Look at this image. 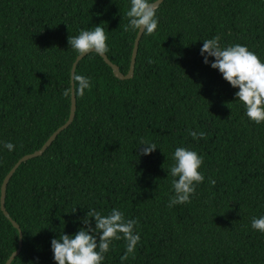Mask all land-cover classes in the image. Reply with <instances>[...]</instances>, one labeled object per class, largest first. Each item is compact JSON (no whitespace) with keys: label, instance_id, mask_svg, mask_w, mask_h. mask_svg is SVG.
Returning <instances> with one entry per match:
<instances>
[{"label":"trees","instance_id":"1","mask_svg":"<svg viewBox=\"0 0 264 264\" xmlns=\"http://www.w3.org/2000/svg\"><path fill=\"white\" fill-rule=\"evenodd\" d=\"M127 7L128 0H0V143L16 146L0 150V198L16 163L69 119L71 97L61 92L77 59L70 36L100 25L106 56L128 73L138 33L125 30ZM157 16L133 79H117L101 56L79 62L75 75L92 87L75 95L73 123L11 178L5 206L23 233L12 264H54L50 240L74 233L82 226L74 221L93 208L121 210L141 236L126 260L125 241H115L104 264H264V234L250 227L264 215V123L245 116L236 90L200 56L203 40L220 36L264 61V0H165ZM190 131L206 136L193 140ZM141 140L161 151L141 155ZM180 146L203 154L205 181L191 203L168 207L167 172ZM18 247L0 205V264Z\"/></svg>","mask_w":264,"mask_h":264},{"label":"clouds","instance_id":"2","mask_svg":"<svg viewBox=\"0 0 264 264\" xmlns=\"http://www.w3.org/2000/svg\"><path fill=\"white\" fill-rule=\"evenodd\" d=\"M159 2L160 0H128L125 30L153 34L159 24ZM107 41L108 37L100 25L80 30L78 35L68 38L70 49L77 54V58L88 54L104 56L109 52ZM200 56L206 66L218 71L222 79L236 90L235 101L243 106L245 116L257 125L264 123V61L246 45L222 44L220 36L203 40ZM91 87L89 77L74 75L61 95L63 98L73 95L83 97ZM189 135L193 140H203L206 133L190 131ZM15 147L11 142L0 143V150L13 152ZM141 147V155L144 156L159 149L154 142L145 140H141L139 148ZM172 161L167 172V177L172 178V195L169 196L167 206L187 205L191 203L196 188L205 181L202 171L204 156L189 147L180 146L173 151ZM208 183L215 185L216 181L209 177ZM75 210L76 208L73 212ZM74 223L82 226L72 234L62 231L50 240L54 264H104L105 256L114 247V242L120 240L125 241L122 259L126 260L130 254L134 255L140 243L138 221L127 219L117 208H113L107 215L94 208L87 209L86 216ZM250 227L264 234V215L253 217ZM30 264H38V260Z\"/></svg>","mask_w":264,"mask_h":264},{"label":"water","instance_id":"3","mask_svg":"<svg viewBox=\"0 0 264 264\" xmlns=\"http://www.w3.org/2000/svg\"><path fill=\"white\" fill-rule=\"evenodd\" d=\"M165 0H160L159 4L157 5V9L161 6V4L164 2ZM143 32L138 33L135 43H134V49H133V53H132V58H131V63H130V68L128 73L125 75L120 71V68L113 64L108 57L106 56V54L104 56H102L104 62L112 69L114 76L122 81L125 80H131L134 77V72H135V66H136V60H137V55H138V49H139V45H140V41L143 37ZM89 55V54H88ZM87 55L77 58L72 66V70H71V78L75 75L77 66L79 64L80 61H82ZM76 110H77V99L76 96L73 95L71 96V107H70V116L68 121L62 126L60 127L50 138L49 140L44 144V146L36 151L33 154L30 155H26L25 157H23L22 159H20L16 165L11 169V171L7 174V176L5 177L2 186H1V198H0V205H1V210L4 213V216L12 223L13 227L15 229L18 230L19 232V247L18 249L11 255V257L9 258V260L7 261L6 264H12L13 261L15 260L16 257L19 256V254L21 253L22 247H23V233L21 231L20 226L10 217L8 211L6 210V194H7V187L8 184L11 180V178L13 177L14 173L16 172V170L20 167V165L24 162H27L29 160H32L34 158H38L41 157L42 155H44V153L47 151V149L53 144V142L57 139V137L60 135L61 132H63L64 130H66L74 121L75 116H76Z\"/></svg>","mask_w":264,"mask_h":264}]
</instances>
